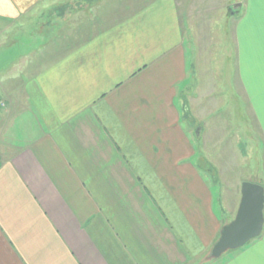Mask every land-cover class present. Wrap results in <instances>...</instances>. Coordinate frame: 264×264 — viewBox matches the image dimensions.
<instances>
[{
  "label": "crops",
  "instance_id": "1",
  "mask_svg": "<svg viewBox=\"0 0 264 264\" xmlns=\"http://www.w3.org/2000/svg\"><path fill=\"white\" fill-rule=\"evenodd\" d=\"M0 47V264H264V230L210 258L242 184L187 120L232 77L264 140V0H0Z\"/></svg>",
  "mask_w": 264,
  "mask_h": 264
},
{
  "label": "rangeland",
  "instance_id": "2",
  "mask_svg": "<svg viewBox=\"0 0 264 264\" xmlns=\"http://www.w3.org/2000/svg\"><path fill=\"white\" fill-rule=\"evenodd\" d=\"M237 7L238 5H234L233 10H236ZM201 12L202 14H196L197 20L195 21L198 27L201 24H209L223 33L225 25L231 23L228 16L223 15L224 18L221 19L219 12L212 13L213 15H209V12L204 9ZM205 12H208V15ZM226 46L227 50H230L229 43H226ZM3 50L4 48L0 50V53L4 52ZM10 56L11 51L7 54L6 59H10ZM225 62L228 65L233 61L227 59ZM5 65H2L0 59V72L3 74L7 72ZM232 80V77H228L227 90L223 89L221 94L218 93L214 96L213 105L209 106L212 109L205 110L202 109V105H196V107L192 106L189 112L187 111L189 114L187 120L195 122L193 124L195 130L199 132L201 128H204L206 132V136L202 135L201 140L198 134L196 136L198 153L196 160L200 168L207 172V177L213 183L216 194L220 193V188H222L220 185L225 182H233L235 185L240 182L243 185L247 181L259 180L261 174L264 181L263 136L255 118L251 115V110H248L246 99L235 100L232 98L233 93L230 86ZM2 81L8 85V80L4 81L0 76V96H2L5 86ZM208 99L200 98L203 104L206 103V100L208 104ZM193 116L195 118H191ZM213 123H218L219 126L213 125ZM211 128L213 129V136L208 133ZM228 254L222 257H226Z\"/></svg>",
  "mask_w": 264,
  "mask_h": 264
},
{
  "label": "water",
  "instance_id": "3",
  "mask_svg": "<svg viewBox=\"0 0 264 264\" xmlns=\"http://www.w3.org/2000/svg\"><path fill=\"white\" fill-rule=\"evenodd\" d=\"M264 230V186L245 182L242 185V200L236 218L226 225L221 237L212 248L210 258H222L254 239Z\"/></svg>",
  "mask_w": 264,
  "mask_h": 264
},
{
  "label": "built area",
  "instance_id": "4",
  "mask_svg": "<svg viewBox=\"0 0 264 264\" xmlns=\"http://www.w3.org/2000/svg\"><path fill=\"white\" fill-rule=\"evenodd\" d=\"M5 107H6L5 103L0 102V108H5Z\"/></svg>",
  "mask_w": 264,
  "mask_h": 264
}]
</instances>
